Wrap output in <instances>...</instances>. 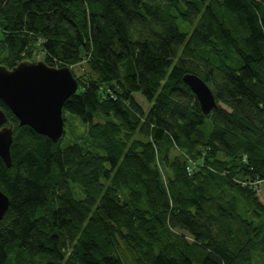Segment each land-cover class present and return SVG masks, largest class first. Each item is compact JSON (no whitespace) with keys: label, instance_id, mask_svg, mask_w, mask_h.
<instances>
[{"label":"trees","instance_id":"trees-1","mask_svg":"<svg viewBox=\"0 0 264 264\" xmlns=\"http://www.w3.org/2000/svg\"><path fill=\"white\" fill-rule=\"evenodd\" d=\"M0 30V66L71 67L86 125L63 146L0 100V264H264V0H0Z\"/></svg>","mask_w":264,"mask_h":264},{"label":"water","instance_id":"water-1","mask_svg":"<svg viewBox=\"0 0 264 264\" xmlns=\"http://www.w3.org/2000/svg\"><path fill=\"white\" fill-rule=\"evenodd\" d=\"M184 83L197 98L207 115L218 107L215 94L199 76L187 73ZM79 81L71 67H52L43 60L23 61L13 69L0 66V100L18 118L20 126H29L37 133L57 142L64 136L65 102L77 92ZM13 126L0 108V158L13 166L11 145ZM9 207V197L0 189V220Z\"/></svg>","mask_w":264,"mask_h":264},{"label":"rangeland","instance_id":"rangeland-1","mask_svg":"<svg viewBox=\"0 0 264 264\" xmlns=\"http://www.w3.org/2000/svg\"><path fill=\"white\" fill-rule=\"evenodd\" d=\"M2 40V31L0 30V43ZM44 56L40 55L39 60H43ZM37 60V61H39ZM73 70L76 74H81L82 66L81 65H74ZM136 98L139 102L143 105L145 110H148L150 107V103H148L139 93H136ZM67 122L65 123V134L62 139V145L66 146L68 144L73 143L76 140H80L81 134L84 133L86 125L81 122L80 118L68 113L66 115ZM260 190L259 196L260 199L264 202V180L260 182Z\"/></svg>","mask_w":264,"mask_h":264}]
</instances>
